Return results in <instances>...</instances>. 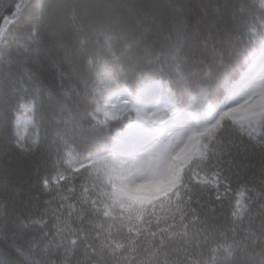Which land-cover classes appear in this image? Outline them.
<instances>
[{"label": "trees", "instance_id": "1", "mask_svg": "<svg viewBox=\"0 0 264 264\" xmlns=\"http://www.w3.org/2000/svg\"><path fill=\"white\" fill-rule=\"evenodd\" d=\"M263 45L264 0H0V264H264V112L216 116ZM158 80L201 133L141 201L108 168L132 114L98 119Z\"/></svg>", "mask_w": 264, "mask_h": 264}, {"label": "rangeland", "instance_id": "2", "mask_svg": "<svg viewBox=\"0 0 264 264\" xmlns=\"http://www.w3.org/2000/svg\"><path fill=\"white\" fill-rule=\"evenodd\" d=\"M242 72L244 78H241ZM241 73L226 91L216 116L219 109L233 120H245L264 112V45L252 55ZM150 83L153 84L142 92L123 88L110 95L98 119L107 124L124 114H132V121L113 134L114 152L108 168L113 187L141 201L160 198L176 187L183 167L197 151L201 133L192 111L175 109L166 83L158 80L145 85ZM121 132L124 133L121 135ZM18 138L20 143L26 142L20 124ZM177 145L179 150L174 151ZM145 175L159 179L148 184L138 183Z\"/></svg>", "mask_w": 264, "mask_h": 264}, {"label": "clouds", "instance_id": "3", "mask_svg": "<svg viewBox=\"0 0 264 264\" xmlns=\"http://www.w3.org/2000/svg\"><path fill=\"white\" fill-rule=\"evenodd\" d=\"M179 145L176 146V148L174 149V151H178L179 150ZM156 179H159L158 176H153V175H145L143 177H141L139 180H138V183H144V184H148Z\"/></svg>", "mask_w": 264, "mask_h": 264}, {"label": "bare ground", "instance_id": "4", "mask_svg": "<svg viewBox=\"0 0 264 264\" xmlns=\"http://www.w3.org/2000/svg\"><path fill=\"white\" fill-rule=\"evenodd\" d=\"M249 66H250V65H249ZM241 75H242L241 78H244V77H245V73H244V72H242ZM152 84H153V83H150V84L145 85L144 87H141L140 90H139V92H142V91L146 90V89H147L148 87H150ZM227 95H230V92H228ZM171 107H172V106H171ZM122 133H124V132H121V135H122Z\"/></svg>", "mask_w": 264, "mask_h": 264}]
</instances>
